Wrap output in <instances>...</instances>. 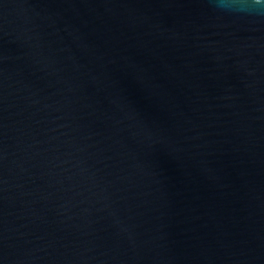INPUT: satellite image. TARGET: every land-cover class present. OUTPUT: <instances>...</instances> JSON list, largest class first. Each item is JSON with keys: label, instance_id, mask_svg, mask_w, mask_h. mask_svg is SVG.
<instances>
[{"label": "water", "instance_id": "95a60500", "mask_svg": "<svg viewBox=\"0 0 264 264\" xmlns=\"http://www.w3.org/2000/svg\"><path fill=\"white\" fill-rule=\"evenodd\" d=\"M0 264H264V0H0Z\"/></svg>", "mask_w": 264, "mask_h": 264}, {"label": "clouds", "instance_id": "9594fccd", "mask_svg": "<svg viewBox=\"0 0 264 264\" xmlns=\"http://www.w3.org/2000/svg\"><path fill=\"white\" fill-rule=\"evenodd\" d=\"M261 2V0H256V3H260Z\"/></svg>", "mask_w": 264, "mask_h": 264}]
</instances>
